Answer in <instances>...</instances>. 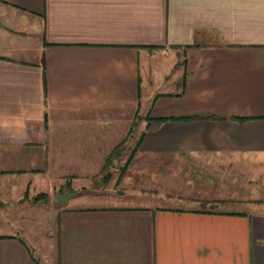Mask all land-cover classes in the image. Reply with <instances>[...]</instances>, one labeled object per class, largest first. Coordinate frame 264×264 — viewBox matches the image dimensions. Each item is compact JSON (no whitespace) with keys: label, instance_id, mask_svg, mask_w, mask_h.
Returning a JSON list of instances; mask_svg holds the SVG:
<instances>
[{"label":"crops","instance_id":"1","mask_svg":"<svg viewBox=\"0 0 264 264\" xmlns=\"http://www.w3.org/2000/svg\"><path fill=\"white\" fill-rule=\"evenodd\" d=\"M1 11L40 38L0 44V264H264V215L70 202L106 195L101 168L133 133L135 159L264 167V0H0ZM188 116L217 119L160 120ZM36 176L56 197L47 245L7 230L11 197L20 204Z\"/></svg>","mask_w":264,"mask_h":264},{"label":"rangeland","instance_id":"2","mask_svg":"<svg viewBox=\"0 0 264 264\" xmlns=\"http://www.w3.org/2000/svg\"><path fill=\"white\" fill-rule=\"evenodd\" d=\"M34 22L16 12H0V44L5 46H25L34 49L39 43L38 29ZM16 36V37H14ZM11 57V56H9ZM12 57L34 59V53H16ZM146 98H141L139 115L148 110ZM137 131V130H136ZM133 133L131 141H127L106 168L111 180L106 188V195L94 198L89 196L76 197L73 204L92 206L118 207H174L193 208L202 211L212 209L216 212L243 213L245 215H264V167H217L202 165L195 161L168 164L166 160L156 158L146 160L145 157L133 159L124 168L130 154L131 145L136 140ZM135 159V160H134ZM149 162V163H148ZM132 163L138 165L132 166ZM172 164V165H171ZM106 173V172H105ZM120 177V178H119ZM32 182L27 197H21L20 204H15L14 195L10 208V232L21 228L30 235L37 237L38 244L47 245L51 224L54 221V199H46L33 203L31 201L39 192H46L40 177H31ZM119 178V184L114 181ZM2 183V181H1ZM11 193L18 185L11 182ZM113 188V189H112ZM3 213V209H0ZM8 223L5 222L4 225ZM3 218H0V228ZM45 237V238H44ZM25 240V237H22ZM28 243V242H27Z\"/></svg>","mask_w":264,"mask_h":264},{"label":"trees","instance_id":"3","mask_svg":"<svg viewBox=\"0 0 264 264\" xmlns=\"http://www.w3.org/2000/svg\"><path fill=\"white\" fill-rule=\"evenodd\" d=\"M137 115V112H136ZM135 115V116H136ZM217 118L212 117V116H188V117H182V118H167V119H160L161 121H166V120H216ZM237 121H241V119H234ZM143 137V133H141L139 135V138L137 140V143L134 144V146L131 148L130 154L127 157L125 164H124V168H126L129 164H131V161L133 159V156L135 155V152L137 150V147L141 141ZM125 141H123L122 143L118 144L116 147H114V149L110 152V154L108 155V158L106 159V162L104 163V165L101 168V178L99 179V183L100 185H108V183L111 180V177L109 174H107V170L106 168L108 167V165L111 163V157L113 155L117 154V151L122 149L123 145H124ZM106 172V173H105ZM120 178V177H119ZM119 178H117L114 182L115 185L119 184ZM24 197H27V192L24 193ZM47 199V195L45 193H38L36 194L34 197H32L31 201L33 203L39 202V201H44Z\"/></svg>","mask_w":264,"mask_h":264},{"label":"water","instance_id":"4","mask_svg":"<svg viewBox=\"0 0 264 264\" xmlns=\"http://www.w3.org/2000/svg\"><path fill=\"white\" fill-rule=\"evenodd\" d=\"M64 197H68V194H65V195L62 196V198H64ZM54 203H56L55 199H54Z\"/></svg>","mask_w":264,"mask_h":264}]
</instances>
